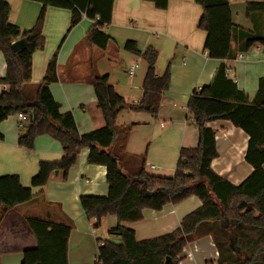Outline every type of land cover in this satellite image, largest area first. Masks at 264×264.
<instances>
[{
	"label": "trees",
	"instance_id": "trees-1",
	"mask_svg": "<svg viewBox=\"0 0 264 264\" xmlns=\"http://www.w3.org/2000/svg\"><path fill=\"white\" fill-rule=\"evenodd\" d=\"M36 1L43 4L38 19L33 27L22 29L9 21L10 6L6 0H0V52L7 65L0 83L9 85L0 94V125L10 115L31 112L33 118L22 126L19 145L33 150L37 137L48 134L61 143L64 155L60 160L41 161L31 187L23 186L16 175L0 176V225L11 209L35 197L32 187L46 185L56 170L67 178L79 154L87 148L88 163L107 168L108 193L81 195L80 204L88 219H95V227L100 226L104 217L117 216L118 223L110 234L122 239L118 244L98 238L96 264H165L168 258L169 264H179L184 247L206 235L213 236L221 263L264 264V77L251 97L228 76V66L222 62L212 81L196 88L189 98L188 111L199 129V142L195 147L181 148L174 175L149 173L145 158L136 172L127 173L122 160L128 155L126 145L135 124L119 125L118 116L129 109L158 117L162 99L171 87V64L159 75L156 69L159 51L152 45L142 51L136 41L128 40L125 49L147 63L143 95L130 102L110 83L108 74L95 75L92 85L105 125L81 134L74 114L62 112L50 88L59 81V51L50 59L33 99L25 87L32 81L33 55L45 46L46 7L70 9V29L84 16L94 20L88 40L105 49L111 36L104 28L112 23L114 0ZM146 1L160 10L169 6V0ZM195 1L203 10L198 28L206 32L204 50L210 58L222 61L232 58L236 40H240V52L255 44L264 45V36L256 32L255 20L256 16L264 15V2L247 3L246 16L255 28L248 30L234 22L229 0ZM23 38L27 47L15 52L12 44ZM217 120L230 121L248 135L245 159L253 171L239 184L212 167L219 152L217 132L208 123ZM3 137L0 130V139ZM193 195L202 205L187 214L171 233L138 240L136 230L126 225L142 220L145 209L160 211L169 203L177 205ZM26 221L37 244L24 250L21 264H69L72 225L35 217H26Z\"/></svg>",
	"mask_w": 264,
	"mask_h": 264
},
{
	"label": "crops",
	"instance_id": "crops-1",
	"mask_svg": "<svg viewBox=\"0 0 264 264\" xmlns=\"http://www.w3.org/2000/svg\"><path fill=\"white\" fill-rule=\"evenodd\" d=\"M251 1L264 2L229 0L234 22L248 30L255 29L253 22L246 16V5ZM6 2L10 6L9 21L22 29L33 27L43 8V4L36 0ZM202 13V7L195 0H169L166 10L157 9L154 3L146 0H114L112 23L104 28L111 40L105 49H101L88 40V32L94 20L84 16L70 29L71 10L48 6L43 29L45 46L33 55L32 84L31 87L26 85V92L29 88L36 94L50 59L59 51V81L50 85L51 91L60 102L62 112L71 111L74 114L81 134L93 131L105 125L92 85L95 74H103H94L93 71L84 75L80 73L78 64L92 61L94 57L128 61L125 72L130 78V90L124 91L117 87L111 82L110 74H105L109 75L110 83L122 96L130 102H136L143 95L142 84L146 72L135 85L137 70L133 78L127 71L133 63H138L134 57L140 56L126 50L125 45L128 40H134L142 51L149 45L154 46L159 51L156 66L159 75L163 74L160 62L163 57L167 63L171 59L175 60V64L170 63L171 87L162 99L158 117L129 109L119 114V125L135 124L126 145L128 155L123 158L122 164L127 173H134L142 158H145L146 171L171 177L175 173L181 148L195 147L199 142V129L188 111L193 91L209 84L222 62L229 68V77L251 97L258 90L260 78L264 77L262 44H255L247 51L240 52L241 43L236 40L233 43L232 58L222 61L208 56L204 50L206 32L198 28ZM255 20L256 32L264 36V15L256 16ZM122 49L126 51L125 54ZM6 70L7 65L0 52V78ZM28 115L31 121L33 116L31 113ZM208 125L217 132L219 155L212 163L213 169L232 183H241L253 171L252 165L245 159L248 135L230 121L217 120ZM22 128L17 113L10 115L0 125L4 136L0 139V176L16 175L23 186L31 187L40 162L60 160L64 152L61 143L48 134L37 137L33 150L20 146ZM88 154L89 149H83L67 178H63L62 171L54 173L46 185L32 187L35 194L32 200L6 214L0 225V264H21L24 250L36 246V238L26 217L71 224L69 264H96L99 243L93 230L95 220L86 216L80 204V196L107 195V168L88 163ZM201 205L202 201L193 195L177 205L169 203L160 211L145 209L142 220L126 225L136 230L138 240L154 238L176 230L182 219ZM102 221H106L109 233L118 223L115 215H108ZM103 240L118 244L122 241L118 235ZM180 256L179 264H222L212 235L188 243Z\"/></svg>",
	"mask_w": 264,
	"mask_h": 264
},
{
	"label": "rangeland",
	"instance_id": "rangeland-1",
	"mask_svg": "<svg viewBox=\"0 0 264 264\" xmlns=\"http://www.w3.org/2000/svg\"><path fill=\"white\" fill-rule=\"evenodd\" d=\"M122 52L125 54L126 51L124 49H122ZM134 59L136 61H138V68L136 69L137 70V75L134 78V84L137 85L138 81L140 79H142L143 74L146 72L147 63L141 57L140 58H136V56H135ZM126 62H128V61H126ZM126 62L121 61L119 58L114 59V60H109L107 57H105V58H103V57L102 58H100V57H97V58L94 57L92 61L80 62L77 67H78L80 73H82L84 75L86 73L88 74V73H91L93 71H94V74H95V72L96 73H99V74H103V75L105 73H109L110 74V77H111V82L114 85H116L117 87H121V89H123V90L124 89L125 90H130L129 84H128V81H129L130 78L127 76V74L125 72V70L127 69ZM160 62H162L161 64L163 65V66L160 65L161 66V69L163 71L162 73H164L166 71L167 66L170 63L171 64H175V60H173V59H171L167 63L166 62V59H164V57H163V59H161ZM165 63H167V64H165ZM164 65H166L165 68H164ZM171 68H172V66H171ZM31 84H32L31 82L29 84H27L28 87H31ZM33 84H34V82H33ZM122 85H123V87H122ZM25 88H27V87H25ZM27 94H28V96L31 99H33L35 97V95L33 94V89H32V91H30L29 88H28L27 89ZM29 113H31V112H29ZM25 126L26 125H24L23 127H25ZM147 150L148 149H146V151H145V156L147 155ZM151 170L152 171H155L153 169H151ZM93 230H94L95 235H96L97 238L107 239L109 237H112V235L108 231L106 221H102V223L100 224L99 227L93 226ZM97 255H98V252H97L96 256Z\"/></svg>",
	"mask_w": 264,
	"mask_h": 264
},
{
	"label": "built area",
	"instance_id": "built-area-1",
	"mask_svg": "<svg viewBox=\"0 0 264 264\" xmlns=\"http://www.w3.org/2000/svg\"><path fill=\"white\" fill-rule=\"evenodd\" d=\"M138 68V63L135 62L131 65V67L129 68V70L127 71L129 76L131 78H133L135 76V73H136V69ZM229 72V68L227 69V73ZM229 76V74H228ZM9 88V85L6 84V83H0V94L3 92V91H6L8 90ZM18 114V117H19V123H20V126H24L26 125V123H29L30 122V117L28 115V113H25V112H19L17 113ZM162 126H165L164 124H162ZM155 166H152V168H154ZM95 220V219H94ZM222 264H227V263H222Z\"/></svg>",
	"mask_w": 264,
	"mask_h": 264
},
{
	"label": "water",
	"instance_id": "water-1",
	"mask_svg": "<svg viewBox=\"0 0 264 264\" xmlns=\"http://www.w3.org/2000/svg\"><path fill=\"white\" fill-rule=\"evenodd\" d=\"M11 47H12V49H13L15 52H17V51H19V50H21V49H25V48L27 47V41H26L24 38H23V39H20V40L14 42V43L12 44ZM55 173L58 174V173H59V170H56ZM170 260H171V259L168 258V259L166 260L165 264H169V261H170Z\"/></svg>",
	"mask_w": 264,
	"mask_h": 264
}]
</instances>
